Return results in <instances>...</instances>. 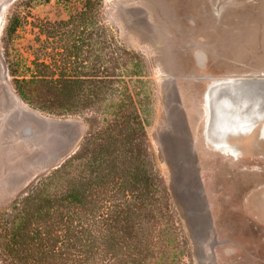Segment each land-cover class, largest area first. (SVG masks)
Listing matches in <instances>:
<instances>
[{"label":"rangeland","instance_id":"obj_1","mask_svg":"<svg viewBox=\"0 0 264 264\" xmlns=\"http://www.w3.org/2000/svg\"><path fill=\"white\" fill-rule=\"evenodd\" d=\"M66 54L77 57L69 69L58 65ZM63 72L81 79L74 96L55 82H16ZM231 81L247 83L222 112L218 94ZM129 96L136 145L124 140ZM21 100L44 118L24 145L5 127ZM104 132L111 162L133 153L150 183L145 200L134 197L132 209L110 181L84 219L90 233L109 234L108 253L100 246L96 260H82L72 241L74 257L44 261V219H29L32 207L91 138L90 153L67 168L84 170ZM117 214H139L145 235L120 254L117 235L132 227L110 225ZM26 263L264 264V0H0V264Z\"/></svg>","mask_w":264,"mask_h":264},{"label":"trees","instance_id":"obj_2","mask_svg":"<svg viewBox=\"0 0 264 264\" xmlns=\"http://www.w3.org/2000/svg\"><path fill=\"white\" fill-rule=\"evenodd\" d=\"M87 13V8L84 12L81 13V17ZM72 18V17H71ZM68 21H61L60 23H68ZM129 54V53H127ZM77 61V57L73 55H64L61 62L58 65H63L62 68L69 69ZM47 64L44 63V67ZM66 69V70H67ZM16 82L19 84L27 83L29 85L35 83H48L52 82L59 83L64 90L62 91L65 96L71 97L76 93L74 89L75 84L81 82V79H76L72 75L65 74L64 72L60 74L58 78L48 79L46 75L44 78L39 76H32L31 78H24L22 80L17 79ZM131 109H128L125 118L126 123L129 124L130 129H128L125 139L127 142H130L129 145H136V134L138 128L140 130L141 123L139 121V116L134 113L132 107L135 105V101L132 96H129ZM104 134V135H103ZM104 136V137H103ZM100 138L105 140V132L101 133ZM105 143H100L99 146L93 149L92 156L90 160L84 163L83 168L79 174L70 176V173L67 171V168L72 165L74 161H77L81 158H84L88 153H90V146L92 139L88 138L86 143L83 145L82 150L72 156L64 166H61L57 170L56 178L52 181H48L44 184V198L32 208L30 212L29 219L37 217V219H44V248L41 254L44 257V261L60 260L68 258L70 256H75L68 249L74 247L76 250L80 247V257L82 260L94 261L97 259V255L100 254V246H102L101 252L108 253V240L109 234H99L90 233L86 223L85 217L88 218L89 214L95 217L93 214L97 212V200L96 194L100 192L105 194L107 192L108 184L110 181L116 180L119 182V190L123 192L124 197L129 202L128 205L134 209L136 202L131 200L135 197L136 199L142 200L143 197L148 193L149 181L146 176L140 177V166L134 162L133 154L129 152L127 155L126 163L131 162L129 167L125 166V162L121 161L118 165L117 161L109 160L110 157L114 158V152L116 146L112 142V137ZM141 145V141L137 143ZM142 146V145H141ZM117 157L115 159L117 160ZM62 168V169H61ZM66 168V169H65ZM52 187V188H51ZM54 187L58 188L56 191ZM103 189V190H102ZM103 191V192H102ZM131 192L132 194H130ZM138 194V196H136ZM131 197V199H129ZM145 200V199H143ZM91 204V207L89 206ZM75 208L77 211H75ZM90 210V211H89ZM77 220L75 226H73V221ZM109 218H105V222L110 224L108 221ZM111 224L113 226H124L130 225L132 229L128 232L121 233L117 235V244L113 247L116 254L122 252L123 246H134L138 248V245L143 243L144 240L142 231L139 229L140 219L138 215H132L119 218V214L113 215L111 218ZM125 223V224H124ZM57 227V228H54ZM142 226H140V229ZM124 231V229H122ZM74 233H76L74 235ZM34 235L31 237L32 240H41V235L39 232H34ZM20 236V234H15ZM28 239L30 240V234H27ZM75 237L79 238L74 240ZM77 241L81 243L79 247L74 243L71 247V242ZM24 243V242H20ZM60 243L61 246H57ZM134 243V244H132ZM85 247V248H83ZM66 253V256H64ZM27 264V263H26Z\"/></svg>","mask_w":264,"mask_h":264},{"label":"crops","instance_id":"obj_3","mask_svg":"<svg viewBox=\"0 0 264 264\" xmlns=\"http://www.w3.org/2000/svg\"><path fill=\"white\" fill-rule=\"evenodd\" d=\"M13 106L15 107V115L14 116L16 117V120L14 122L12 121L11 124H5V127H6V129L9 128L8 131L10 133L13 131V130H11L12 128L13 129H19L20 130L19 137L16 136L15 138H11V139H13L15 141L19 140L22 145L28 144L29 137L31 136L32 133H34V130H35L34 124H37V123H34V121H39V120L44 119V118H41L42 116H40V114H37L36 112H33L32 110H30V108H28L27 105L22 100L20 101V104H14ZM18 107H19V110L17 109ZM22 113L24 114L25 119H29L28 122L26 121L24 125H22V122H19L17 120V116L22 115ZM5 137L9 138L8 136H5ZM11 139H8V140H11ZM8 153L10 156H12L11 151H9ZM23 153H25V151H23ZM15 158H16V155H15ZM7 162H8L7 160L2 159V163L4 164V165H2V167L5 166L7 164Z\"/></svg>","mask_w":264,"mask_h":264},{"label":"water","instance_id":"obj_4","mask_svg":"<svg viewBox=\"0 0 264 264\" xmlns=\"http://www.w3.org/2000/svg\"><path fill=\"white\" fill-rule=\"evenodd\" d=\"M247 82L245 81H231L225 83L221 88L222 91L218 94L217 98V107L218 110L224 112L228 111V109L231 107L230 105L232 104L231 100L233 99L232 93H235L236 91L242 90L246 85ZM238 108V107H237ZM241 115H235L236 118L240 117ZM234 116L232 115H223L222 118L223 121H233Z\"/></svg>","mask_w":264,"mask_h":264}]
</instances>
